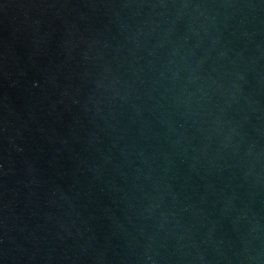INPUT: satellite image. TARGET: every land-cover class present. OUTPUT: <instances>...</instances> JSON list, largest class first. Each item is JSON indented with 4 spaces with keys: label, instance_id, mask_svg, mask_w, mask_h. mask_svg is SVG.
Wrapping results in <instances>:
<instances>
[{
    "label": "water",
    "instance_id": "water-1",
    "mask_svg": "<svg viewBox=\"0 0 264 264\" xmlns=\"http://www.w3.org/2000/svg\"><path fill=\"white\" fill-rule=\"evenodd\" d=\"M0 264H264V0H0Z\"/></svg>",
    "mask_w": 264,
    "mask_h": 264
}]
</instances>
